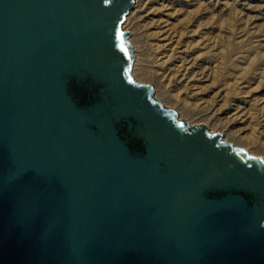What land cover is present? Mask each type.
Returning a JSON list of instances; mask_svg holds the SVG:
<instances>
[{
    "label": "water",
    "instance_id": "water-1",
    "mask_svg": "<svg viewBox=\"0 0 264 264\" xmlns=\"http://www.w3.org/2000/svg\"><path fill=\"white\" fill-rule=\"evenodd\" d=\"M133 0H0V264H264V159L131 75Z\"/></svg>",
    "mask_w": 264,
    "mask_h": 264
},
{
    "label": "rangeland",
    "instance_id": "rangeland-1",
    "mask_svg": "<svg viewBox=\"0 0 264 264\" xmlns=\"http://www.w3.org/2000/svg\"><path fill=\"white\" fill-rule=\"evenodd\" d=\"M148 4L158 9L165 7L162 17L174 41L170 64L177 61L179 65H185L190 78L189 83L182 81L177 85L179 88L168 85L169 88L158 89L167 93L170 100V97L176 99L173 107L167 106L177 113L181 108L186 117L208 119L210 124L216 120V126L223 124L226 120L224 116L237 109L238 118L244 122L236 124L233 129L242 127L244 130L238 135L251 139L252 149L259 150V153L250 155L262 158L264 0H149ZM140 29L145 32V28ZM141 39L143 43L146 42L142 54L150 67L155 61V54L147 36ZM147 77L145 84L152 85L155 97V81ZM191 89L198 93L193 94ZM174 93L179 94L178 98L174 97ZM200 101L205 102V107L199 105ZM178 116L176 118L179 120ZM210 124L205 125L207 132Z\"/></svg>",
    "mask_w": 264,
    "mask_h": 264
},
{
    "label": "bare ground",
    "instance_id": "bare-ground-1",
    "mask_svg": "<svg viewBox=\"0 0 264 264\" xmlns=\"http://www.w3.org/2000/svg\"><path fill=\"white\" fill-rule=\"evenodd\" d=\"M148 1L133 0L132 7L134 9L131 10L132 9V7H131L127 11V13L124 15L123 20L120 24V29L122 31H128L130 33L126 37V41L130 44L131 53L134 55L132 62H131V75H133L132 77H134V80H136L140 83L147 82L148 81V79H146L147 76L152 77V79L155 81L154 90H155V97L156 98L154 96L153 97L155 99H158L162 106L172 108L173 107L172 104L175 102L176 99L174 98V100H173L172 99L173 97H170L171 98V100H170L169 95H167V93H165L164 91L160 92L159 88L162 89L163 87H167L168 85L171 86L172 88H176L177 85L182 83V81H185V83H189L190 78L187 76V73H186L187 69H186L185 65H182V64L179 65L177 61H174L172 64H170V61H171L170 56H171V53L173 52L174 41H173V38L171 37L170 33H168L169 30L167 31V26L165 25V20L162 17L165 7L160 8V9H158L156 7H151V6H149ZM163 6H165V5H162L161 7H163ZM142 23H143V25L141 26L140 24H142ZM141 27L143 29L145 28L144 29L145 32L141 31V29H140ZM137 28L139 29V32H138ZM173 34H175V33H173ZM143 36H147V38L149 39L148 44L152 48V50L155 54V59H154L155 61H154L153 65L150 67L147 65V63H146L147 60L144 58V56L142 54L143 44L144 43L146 44V42L143 43L141 41L142 40L141 38ZM175 50H177V49H175ZM179 57H181V56H179ZM133 60H134V63H133ZM132 63H133V68H132ZM183 85H185V84H183ZM169 86H168V88H169ZM177 88H179V87H177ZM193 88H194V86H193ZM189 90H190V88H189ZM191 91L193 94L198 93V92H196L195 89L194 90L191 89ZM179 94L174 93L173 95H175L174 97L178 98ZM178 102H180V101H178ZM181 102H182V100H181ZM204 103H205L204 101H200L199 105L204 106L205 105ZM167 105H170L172 107H169ZM180 109L181 108H179L178 113H177V116L179 115L178 116L179 120L180 119L184 120L186 118L187 120L185 119V121L188 123L189 126H192L193 124L194 125L203 124L204 126L205 125L207 126V124H210L207 122L208 119H205V118H192L191 116L186 117L187 115H185V113L182 112ZM238 114L239 113H238L237 109H235L231 113H228V115L224 116L226 119V120L224 119L225 122H223V124H220L219 126H216V124H215L216 120H215L212 124H210L208 132H210V133L214 132V131L218 132L219 134H222V137H223L222 139H225L231 145L237 146V147H242V148L248 150L249 154L254 155L259 150L257 151L256 149L255 150L252 149V147L250 145L252 140L245 137V136H239L238 135L244 129H242V127L238 128L237 130L233 129V128H235L236 124H242L244 122V120H242V118H238ZM214 117H216V116H214ZM177 120H178V118H177ZM261 154H262V158L264 159V153L261 152Z\"/></svg>",
    "mask_w": 264,
    "mask_h": 264
}]
</instances>
